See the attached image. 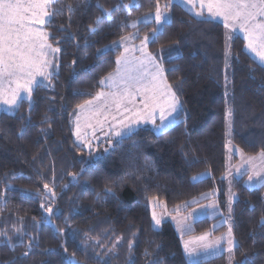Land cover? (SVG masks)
Masks as SVG:
<instances>
[{"label":"trees","instance_id":"trees-1","mask_svg":"<svg viewBox=\"0 0 264 264\" xmlns=\"http://www.w3.org/2000/svg\"><path fill=\"white\" fill-rule=\"evenodd\" d=\"M162 3L168 22L133 24ZM51 10L48 40L60 49L51 86L39 84L31 102L0 113V264H190L171 222L153 226L148 203L171 210L187 202L189 210L212 193L224 215V25L170 0H55ZM134 30L137 39L156 31L148 50L181 110L161 133L140 126L90 152L74 142L72 119L116 68L121 51L108 45ZM230 76L231 142L247 155L264 153V65L238 34ZM246 178L233 180L232 256L235 264H264V186L248 187ZM215 220L194 221L192 233Z\"/></svg>","mask_w":264,"mask_h":264},{"label":"snow or ice","instance_id":"snow-or-ice-1","mask_svg":"<svg viewBox=\"0 0 264 264\" xmlns=\"http://www.w3.org/2000/svg\"><path fill=\"white\" fill-rule=\"evenodd\" d=\"M54 2L55 0H0V104L14 108L25 98H28L31 102L33 90L40 84L36 77L40 76L47 80L53 74L47 71L52 65V61L45 58L46 50L50 49L52 53H56L60 49L53 48L48 44L47 41L50 38V34L36 26H43L51 22L49 9ZM188 2L199 3L201 11L195 13L198 17H204L203 9H207L208 16L204 17L205 22L221 18L225 29H239L246 41L245 48L254 53L261 64H264V0H188ZM67 7L71 9L72 5L69 4ZM125 7H128V5H125ZM258 17L261 18L259 21ZM155 19L157 24L164 19L159 4L156 7ZM156 34V31H154L152 36L145 37V40L154 38ZM124 39H128V37L121 38V40ZM146 58L150 63L154 64L155 72L146 71L142 75L135 77L129 75L125 78L120 74L118 68L116 77H119V85L116 84L111 73L108 77L101 79L100 83L102 85L107 84L110 88L115 87L117 91L107 95L103 92L97 93L93 100L99 101L101 98H105V103L94 110L93 100H88L84 104L78 105L81 110L87 109L91 113L86 118L92 119L104 114L109 104H114L119 112L124 102L128 99H135L137 93L142 96L141 104L143 108L133 112L132 109L125 107L124 113H129V115H125L124 120L120 121V124L128 129L129 132L133 123L144 120L154 121L157 111L160 112L161 121L166 120L172 113L177 112L178 108L182 106L172 86L163 79V67L160 64H155L151 56L146 55ZM229 58L230 51L226 44V67L228 66L227 61ZM122 60L123 58L118 59L117 64L119 65ZM123 62L127 63V61ZM147 77H150V79H147ZM5 83L9 85L7 88ZM230 115L231 110L228 109L226 118ZM77 119L79 120V115ZM115 119L116 117L114 116L113 120ZM125 121H128V123H125ZM97 122L101 125L103 124V121L98 120ZM74 134L78 140L81 139L79 123H77V131ZM121 134L120 131L115 133L117 136ZM225 147L228 148L229 145L226 144ZM229 150L231 151V149ZM261 155L264 156V153H261ZM249 159L254 158L250 157ZM239 172L240 170H238V174ZM254 178L256 183L264 186V175L255 170L249 173L246 183L252 184ZM45 188H48L47 184ZM108 191H111V189H108ZM153 220L156 223H160L155 212H153ZM227 236L229 245L227 251L231 253L236 246L234 239L231 238V226ZM206 237L207 234L201 235L196 240L204 242ZM193 243V241H184V251L189 255L195 251L191 247ZM201 247L205 250L212 247L218 249L220 247V239H217L214 245L205 242ZM29 248H31V244ZM131 248L132 244L130 242V251ZM23 255L27 256L28 252L26 251ZM229 264H232L231 260Z\"/></svg>","mask_w":264,"mask_h":264},{"label":"rangeland","instance_id":"rangeland-1","mask_svg":"<svg viewBox=\"0 0 264 264\" xmlns=\"http://www.w3.org/2000/svg\"><path fill=\"white\" fill-rule=\"evenodd\" d=\"M182 4L189 10H191V14L197 18H204L208 16L207 9H203L204 12V17H198L195 15L196 12L201 11V7L199 3H195L198 5L200 8L199 10H195L193 8L194 4L188 2V0H180ZM167 4L162 3L160 4L161 8V13L164 16V19L157 24L156 19H155V13L154 12L148 13L146 15H143L136 19L133 24H136L138 22H151L154 21L156 22L157 25H160L164 22H168L170 20V14L169 11H166ZM51 13V8L49 9ZM258 21L261 18H257ZM216 21L221 22L223 25V20L221 18H216ZM47 24L40 26L37 25L36 27L42 28L43 31L49 33L47 27ZM225 41H224V49L226 48V44L229 48L230 51V58L227 61L228 66L226 67V60L224 64V88H225V136H226V144L229 145L228 148H226V155H225V160H226V174H225V181H226V206H225V212L224 216H226L227 220H232V213H233V204L236 200V193L233 190V180L235 178L240 177L241 175L247 173V178L245 180V184L248 187H258L260 186L258 183L254 182L252 184L246 183L248 181V176L249 173L252 172L253 170L261 172L262 175H264V156L260 154L257 155H247L245 153H242L239 151L236 146L231 142V134H232V127H231V115L226 118V111L228 109L231 110V100H230V95H231V76H230V60H231V38L233 35L238 34L243 37V33L239 31V29L232 30V29H225ZM139 36V33L137 30L132 31L131 33L123 36V37H128V39L121 40L118 39L114 42H112L110 45H108V48L115 50V49H120L121 54L120 57L117 58H123L122 62L117 66L116 70L112 73L115 79V82L117 85L120 84L119 77H116L117 69L119 68L120 74L124 76L125 78L127 76H138L142 75L144 72H155V67L153 63H150L148 59L146 58V54L144 53L145 51V46H146V40L145 37H149L148 35H144L141 38L137 39ZM244 38V37H243ZM136 40V42H135ZM148 41V40H147ZM48 44H50L53 48H58L57 46L51 44L49 40L47 41ZM137 43V44H135ZM148 45V44H147ZM246 45V41H245ZM138 50L139 55L138 57L134 55V52ZM260 64L261 62L259 61V58L255 56L254 53H252L250 50H247ZM46 59L52 61V65L47 69V71L52 72L53 74L57 71L58 68V52L52 53L51 50H46ZM127 61V63L123 62ZM155 64H160L161 63L158 61V59H153ZM143 62V63H141ZM264 65V64H262ZM162 66V65H161ZM52 74V75H53ZM51 75V76H52ZM51 78V77H50ZM49 79H44L43 77L37 76L36 79L40 81V84H43L45 86H51V81ZM147 79H150V77H147ZM163 79L166 81L163 73ZM167 83V82H166ZM102 85V84H101ZM9 85L5 83V87L7 88ZM14 87V85H13ZM108 90H102L101 92L105 93L106 95L117 91V88L113 87L110 88L108 87ZM102 89V88H101ZM174 91V90H173ZM175 92V91H174ZM176 93V92H175ZM26 95V94H25ZM177 95V94H176ZM178 97V96H177ZM93 98V97H92ZM29 100L28 98H25ZM141 99L142 96L141 94L137 93L135 95V99H128L124 102L122 105L121 109L119 112L117 111L116 107L114 104H109V107L107 110L104 112V114L100 115L99 117H95L92 119H88L86 117L90 116V112L85 109L81 110L79 109L75 118L73 117L72 123L77 125L79 123L80 125V136L81 139H77V136L75 135L76 139H74V142L76 145H81L85 147L88 151L90 152H96L97 150L100 149L101 146L108 145L110 144L109 141L115 138H120L122 136H127L137 128H139L142 124L148 123L152 129L156 133H161L167 128H169L171 125H173L176 122V116L180 112V108H178L177 112L172 113L171 116H168V118L164 121H161L160 118V112L157 111L155 114V119L154 121L152 120H144L141 122L133 123L131 125V131L129 132L128 129L124 128L121 124L120 121L124 120L125 115H129V113H124V108L127 107L129 109H132V111H137L139 109L143 108V105L141 104ZM179 99V98H178ZM180 102V101H179ZM105 103V98H101L99 101L93 100V110L100 105H103ZM17 106L14 108H9L7 105L0 104V113L1 112H6V113H13L16 110ZM123 113V114H122ZM79 115V120L77 119V116ZM116 117L115 120H113V117ZM106 117V119H105ZM103 121V124L101 125L97 121ZM125 123H128V121H125ZM75 125V126H76ZM77 128V126H76ZM117 131H120L122 134L117 136L115 133ZM94 132H100V134H95ZM74 137V134H73ZM77 142H76V141ZM87 145V146H86ZM231 149V151L229 150ZM254 158V159H249V158ZM238 170H240L238 174ZM208 175V172H204L200 175H197L195 179L197 178H202ZM231 197V199H230ZM149 208L151 211L152 215V224L154 226H157L158 223H156L155 220H153V212L156 213L157 218L159 221H161L163 218H168V217H173V212L180 211L186 208L187 202H184L180 205H177L175 208L169 210L165 204L159 200L156 199H150L149 200ZM192 209V208H191ZM185 213L189 220L199 218L200 216H203L205 214H214L215 211L214 209L211 208V206H207L204 208H200L192 210L189 212H178V214H183ZM184 222V220L182 221ZM227 259H228V264L230 260L232 261V264H235L232 253L227 254Z\"/></svg>","mask_w":264,"mask_h":264},{"label":"crops","instance_id":"crops-1","mask_svg":"<svg viewBox=\"0 0 264 264\" xmlns=\"http://www.w3.org/2000/svg\"><path fill=\"white\" fill-rule=\"evenodd\" d=\"M172 2H177L179 4H181L187 11H189L191 13V10H189L188 8H186L184 6V4H182V2H180V0H170ZM193 8L195 10H199L200 8L198 7V5L194 4ZM167 9V7H166ZM168 11V9L166 10ZM150 40V39H149ZM148 41H146V46H145V51L144 53L147 55V56H151L153 59L155 58L148 50ZM136 42V40H135ZM137 44V43H135ZM121 54V53H120ZM134 55L138 57L139 55V51L136 50L134 52ZM120 57V55L118 56V58ZM156 59V58H155ZM118 64L116 65V68H117ZM115 68V70H116ZM114 70V71H115ZM113 71V72H114ZM111 72V74L113 73ZM109 75V74H108ZM108 75H106L104 78L108 77ZM168 84V83H167ZM108 86L107 84H104L102 85V89L99 91L101 92L102 90H108ZM98 92V93H99ZM96 96V95H95ZM94 96V97H95ZM93 97V98H94ZM93 98L89 99V100H93ZM88 101V100H87ZM85 103V102H84ZM82 103V104H84ZM81 104V105H82ZM80 108H77L76 111H75V115L77 114L78 110ZM181 109V107H180ZM75 118V116H74ZM76 125V123H75ZM73 124V134L76 133L77 131V128ZM144 125H148L150 126L148 123H145V124H142L141 126H144ZM95 134H100V132H94ZM124 137V136H122ZM121 138V137H120ZM74 139H76L75 137V134H74ZM76 141V140H75ZM77 142V141H76ZM203 198H207V200L205 202H203L202 204L198 205V206H195L193 207L192 209H189L190 211L192 210H195V209H200V208H204V207H207V206H211L212 209H214L215 213L210 215V214H205L203 216H200L199 218H196V220H199V219H202V218H209V219H212V218H217V220H215L212 225H211V228L207 231H204V232H201V233H197V234H193L192 233V230H193V223L194 221H196L195 219H191L189 220L187 217H184V216H187L185 213L183 214H178V212H189L188 209H183V210H180L178 212L174 211L173 212V217H168V218H163L160 223L157 224V226H154L155 228H159L161 223L165 220H169L176 232V234L178 235V237L180 238V242H181V245H182V249H183V252H184V255L187 259V261L190 263V264H194V263H197L201 260H207V259H210V258H213V257H216V256H219V255H222V254H225L227 256V254L229 253L227 251V248L229 247L228 245V236H227V233H228V230H229V227L231 226V220H227L226 216H224L221 211H220V208L217 204V200H216V197H215V194H212V193H206L204 195H202L201 199ZM151 218H152V215H151ZM184 220V222H182ZM218 227H221V229L217 232H215V229L218 228ZM207 234V237H206V241L202 242V241H198L196 240L197 237L201 236V235H205ZM222 238V239H221ZM232 239H234L235 241V244L237 245V242L232 234ZM217 239H220V247L218 249H216L215 247H212V248H209L208 250H205L201 247V245L205 242H208L210 244H215V241H217ZM184 241H193L194 243L191 245V247L195 250L191 255H189L188 253H186L184 251ZM236 247V246H235ZM234 247V248H235ZM233 248V250H234ZM233 252V251H232ZM231 252V253H232Z\"/></svg>","mask_w":264,"mask_h":264},{"label":"water","instance_id":"water-1","mask_svg":"<svg viewBox=\"0 0 264 264\" xmlns=\"http://www.w3.org/2000/svg\"><path fill=\"white\" fill-rule=\"evenodd\" d=\"M57 212H58V211H57ZM57 212H56V213H57Z\"/></svg>","mask_w":264,"mask_h":264}]
</instances>
